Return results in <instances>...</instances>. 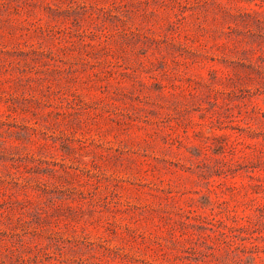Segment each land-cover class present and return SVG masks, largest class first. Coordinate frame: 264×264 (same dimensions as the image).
I'll return each instance as SVG.
<instances>
[{
    "label": "rangeland",
    "instance_id": "rangeland-1",
    "mask_svg": "<svg viewBox=\"0 0 264 264\" xmlns=\"http://www.w3.org/2000/svg\"><path fill=\"white\" fill-rule=\"evenodd\" d=\"M0 264H264V0H0Z\"/></svg>",
    "mask_w": 264,
    "mask_h": 264
}]
</instances>
